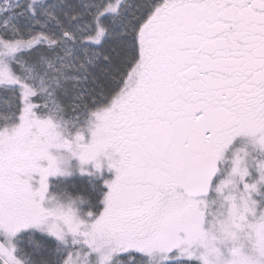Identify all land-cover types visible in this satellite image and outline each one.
Masks as SVG:
<instances>
[{"label":"snow or ice","instance_id":"snow-or-ice-1","mask_svg":"<svg viewBox=\"0 0 264 264\" xmlns=\"http://www.w3.org/2000/svg\"><path fill=\"white\" fill-rule=\"evenodd\" d=\"M0 264H264V0H0Z\"/></svg>","mask_w":264,"mask_h":264}]
</instances>
